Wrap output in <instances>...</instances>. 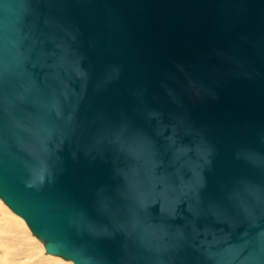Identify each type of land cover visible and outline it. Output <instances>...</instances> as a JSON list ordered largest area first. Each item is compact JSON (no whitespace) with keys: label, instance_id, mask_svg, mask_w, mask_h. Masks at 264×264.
Listing matches in <instances>:
<instances>
[{"label":"water","instance_id":"obj_1","mask_svg":"<svg viewBox=\"0 0 264 264\" xmlns=\"http://www.w3.org/2000/svg\"><path fill=\"white\" fill-rule=\"evenodd\" d=\"M0 199L72 264H264V0H0Z\"/></svg>","mask_w":264,"mask_h":264},{"label":"bare ground","instance_id":"obj_2","mask_svg":"<svg viewBox=\"0 0 264 264\" xmlns=\"http://www.w3.org/2000/svg\"><path fill=\"white\" fill-rule=\"evenodd\" d=\"M1 208H3V205L0 202V209ZM0 211H2V209ZM2 212H6V211H2ZM12 219H13L12 220L13 225H7V229L10 231L9 233L11 235H5V236L0 235V249L3 250L0 257V264H19L16 263L15 261L16 258H23L26 260H30L33 258L32 255L33 252L31 253V249L34 248L36 250H39L41 248L40 244H38L30 236L26 224L23 222V220H21L22 218L18 219L12 217ZM17 244H21V247L18 248ZM10 250L14 252L9 254ZM16 251L18 252L16 253ZM8 255H11V257H7ZM45 258L44 256L43 257L40 256L41 260L39 261L42 263H22V264H70L64 262L61 263L60 260H58L57 258H53L50 256Z\"/></svg>","mask_w":264,"mask_h":264},{"label":"rangeland","instance_id":"obj_3","mask_svg":"<svg viewBox=\"0 0 264 264\" xmlns=\"http://www.w3.org/2000/svg\"><path fill=\"white\" fill-rule=\"evenodd\" d=\"M0 202L2 203V205H3V208H1L2 209V211H6V212H2V211H0V235H2V236H5V235H11L9 232V230L7 229V225H13V223H12V217H14V218H18V219H21L19 216H17L16 214H14L10 209H9V207H7L5 204H4V202L0 199ZM0 209V210H1ZM7 220V221H6ZM21 220H23V219H21ZM23 222L26 224V222L23 220ZM26 226H27V230H28V232H29V234H30V236L38 243V244H40V246H41V248L39 249V250H36V249H34V248H32L31 249V253H32V255H33V258L32 259H30V260H26V259H23V258H16V263H19V264H22V263H42V262H40L39 260H41L40 259V256L41 257H43L44 256V258L45 257H53V258H57L58 260H60V262L61 263H70V264H72V262L71 261H67V260H65V259H63V258H61V257H54V256H51V255H48L47 253H46V251H45V248H44V243L43 242H41V241H39V239H37V237L36 236H34L33 235V233L31 232V230H30V228L28 227V225L26 224ZM29 228V229H28ZM36 238V239H35ZM17 247L18 248H20L21 247V244H17ZM2 249H0V257H1V254H2ZM10 253L9 254H11V253H13L14 251H9ZM18 251H16V253H17ZM15 253V254H16ZM7 257H11V255H8ZM46 259V258H45Z\"/></svg>","mask_w":264,"mask_h":264}]
</instances>
